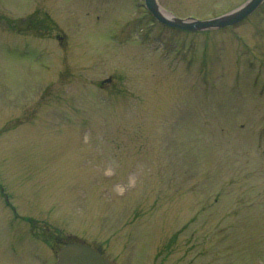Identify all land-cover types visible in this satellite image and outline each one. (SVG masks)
<instances>
[{
  "label": "rangeland",
  "instance_id": "obj_1",
  "mask_svg": "<svg viewBox=\"0 0 264 264\" xmlns=\"http://www.w3.org/2000/svg\"><path fill=\"white\" fill-rule=\"evenodd\" d=\"M66 238L114 264H264V3L188 32L143 0H0V264H54Z\"/></svg>",
  "mask_w": 264,
  "mask_h": 264
},
{
  "label": "water",
  "instance_id": "obj_2",
  "mask_svg": "<svg viewBox=\"0 0 264 264\" xmlns=\"http://www.w3.org/2000/svg\"><path fill=\"white\" fill-rule=\"evenodd\" d=\"M146 6L161 22L191 31L213 29L234 24L249 15L263 0H247L238 8L225 14L199 20L177 18L162 13L156 0H145ZM57 264H113L97 249L84 243L71 242L60 249Z\"/></svg>",
  "mask_w": 264,
  "mask_h": 264
}]
</instances>
